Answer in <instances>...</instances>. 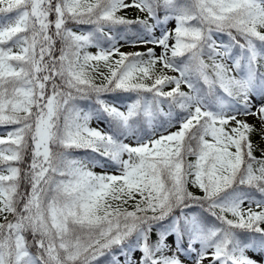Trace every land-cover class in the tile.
<instances>
[{
    "label": "snow or ice",
    "instance_id": "snow-or-ice-1",
    "mask_svg": "<svg viewBox=\"0 0 264 264\" xmlns=\"http://www.w3.org/2000/svg\"><path fill=\"white\" fill-rule=\"evenodd\" d=\"M254 133L264 0H0V264H264Z\"/></svg>",
    "mask_w": 264,
    "mask_h": 264
},
{
    "label": "rangeland",
    "instance_id": "rangeland-1",
    "mask_svg": "<svg viewBox=\"0 0 264 264\" xmlns=\"http://www.w3.org/2000/svg\"><path fill=\"white\" fill-rule=\"evenodd\" d=\"M173 25H169V27H172ZM91 51H95V49H90ZM122 50H125V51H132V50H139V51H143V48H138V49H133V48H131V47H128V46H126L124 49H122ZM157 51H159V49H157ZM247 120H248V122L250 123V124H255L256 126H257V128H259V122L257 121V119L255 118V117H253V116H248L247 117ZM92 126L93 127H96L97 126V122L94 120L93 122H92ZM99 126H103V124H100ZM256 143H264V142H261L260 140L258 141V142H256ZM95 172H97V173H99V172H101V171H103V169L102 168H100V167H96V168H94L93 169ZM248 255H250L253 259H255V260H257V261H264V257H262L260 254H257V253H253V252H249L248 253ZM136 256H139V253H136ZM121 259H123V258H121Z\"/></svg>",
    "mask_w": 264,
    "mask_h": 264
},
{
    "label": "trees",
    "instance_id": "trees-1",
    "mask_svg": "<svg viewBox=\"0 0 264 264\" xmlns=\"http://www.w3.org/2000/svg\"><path fill=\"white\" fill-rule=\"evenodd\" d=\"M128 15H129L130 17H135V15H136L135 10L129 9V10H128ZM222 39H225V40H226L227 37H222ZM252 139H253V142L256 143V142H258V141L260 140V136H259L258 134H256V133H254L253 136H252ZM255 154H256L258 157L260 156V152H259V151H257ZM76 155H78V156H83L84 154H83V153H77ZM102 259H103V258H102ZM105 264H108V262L105 261Z\"/></svg>",
    "mask_w": 264,
    "mask_h": 264
}]
</instances>
